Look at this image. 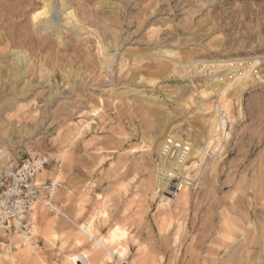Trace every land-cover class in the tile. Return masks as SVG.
<instances>
[{"label":"rangeland","instance_id":"1","mask_svg":"<svg viewBox=\"0 0 264 264\" xmlns=\"http://www.w3.org/2000/svg\"><path fill=\"white\" fill-rule=\"evenodd\" d=\"M67 1L58 41L33 24L44 0H0V166L43 156L55 175L38 178L60 185V213L33 212L35 248L0 239V264H71L95 246L78 229L90 221L95 239L125 231L124 260L103 264H264V0ZM254 59L199 187L164 210L156 142L176 127L201 148L218 99L199 92L232 71L210 67Z\"/></svg>","mask_w":264,"mask_h":264},{"label":"bare ground","instance_id":"2","mask_svg":"<svg viewBox=\"0 0 264 264\" xmlns=\"http://www.w3.org/2000/svg\"><path fill=\"white\" fill-rule=\"evenodd\" d=\"M69 10H70V5H69L67 0H44L43 8L40 11L32 14V21L34 22L33 24H34V26H36L37 30L41 33H44V34L51 33L53 35H57V38L59 41V40H61L62 36L60 35L61 31L58 29L59 24L57 22V20H58L57 17L60 15H65V18L67 20L73 19L74 17H72V14H74V12H72V13L68 12ZM74 21L76 22V19ZM66 28L68 29V27H66ZM169 52H167V53L170 54ZM165 55H166V53H165ZM23 58L18 57V56L15 57L13 64H12V68H10V69L8 68L9 69L8 77L12 78V81H14V79L19 78L21 75L23 76V73L20 70V65L23 61ZM226 62H228V61H226ZM258 63H259V59H254V60L242 63V64H237V66L235 64L223 63V64H220L217 66L210 67L211 69H213V68L215 69L216 67H217V69L228 68V70H232V71L228 75H225V79L221 78V79H218L216 82H213L211 85L207 84L205 86V89L202 90V94L199 92V94L203 98H208L211 95L210 93H212L218 99V100H216L217 105L214 106L215 115L213 114L212 117L208 119L209 130L207 131V135L205 136V140H203V142L201 141L202 142L201 148L199 147V145H195V144L189 142V144L191 146V150H190V153H189L186 161L182 165H177L173 161H167L166 162V169L167 170L172 171V169H177L180 171L182 169L188 170V169L195 168V167L197 168L199 166V164H201L204 161L205 151L208 147H210L214 142H216V144L213 147H218V149L221 148V146H222L221 142H224V140H226L228 138L229 131H230V128H229V126H230V119L229 118L230 117L226 116L228 113V107H229L230 100L240 101L241 97L243 96V93L249 87H252L255 85L256 81L252 77V75L254 74V73L252 74V69ZM191 66H193L192 68H194L193 74L196 75L198 73L197 69H195L196 63L195 62L192 63L190 65V67ZM229 68H231V69H229ZM230 74H232V75L229 76ZM213 84L215 85L214 87H212ZM226 85H227V88H225ZM209 90H211V91L209 92ZM9 92L16 94L14 83H12ZM6 101L0 105V113H1L3 107H6L9 105V103ZM241 113L242 112L240 109L239 114H241ZM179 123H177V124H179ZM174 128H176V127H173V129L168 131L165 134V136H163V138L161 140L156 142L154 148H155V152H156L157 156L160 153V149H161L162 143H163L165 138L171 137V138H175V139H180V137L173 134ZM167 181H168V179H166L164 184H167ZM148 188H150V187H148ZM155 195H156V192H155ZM151 199H152V197H151ZM154 199H155V197H154ZM158 199H159V203L162 205L163 209L168 210L171 207L172 203H175V206L180 205V204H186L188 201V190H186V189L182 190L180 193H178L176 195V197L174 199L163 198L160 196L158 197ZM56 212L60 213V211L58 209H56ZM33 215L34 214H32V216ZM78 229L80 230L81 233L90 237V239L94 240L95 246H93V248L90 251L83 250L79 254L71 255L69 259L67 257V259L70 261V262L68 261L69 263H71V264H103L106 261H108V262L111 261V259L114 256L117 257L120 261L124 260L125 252H126V248L123 245V240L125 239V231L123 229H121L118 225L111 228L108 235L105 237H102V239H95L94 238V235L92 232V229H93V222L92 221L88 222L87 224H83V225L79 226ZM262 233H263V243H264V227L262 228ZM78 236H79V238L77 237L78 239H76V244L80 245L82 235L78 234ZM17 237H18L17 241L19 243H20V241L24 240L25 246L27 245L30 248H35L34 245L30 242V240L28 238H26L24 236H17ZM127 264H130V263L127 262Z\"/></svg>","mask_w":264,"mask_h":264},{"label":"built area","instance_id":"3","mask_svg":"<svg viewBox=\"0 0 264 264\" xmlns=\"http://www.w3.org/2000/svg\"><path fill=\"white\" fill-rule=\"evenodd\" d=\"M213 146L206 149L204 161L197 168L169 171L166 169V162L173 161L182 165L191 146L181 138H165L156 159V194L174 199L184 189L196 190L200 184L203 163L211 162L220 150ZM46 164L45 157L35 156L19 163L5 158L4 164L0 166V233L3 235L24 236L35 245L30 214L37 206L49 213L56 212L54 194L60 187L59 183L38 178ZM166 179L167 184H164Z\"/></svg>","mask_w":264,"mask_h":264},{"label":"crops","instance_id":"4","mask_svg":"<svg viewBox=\"0 0 264 264\" xmlns=\"http://www.w3.org/2000/svg\"><path fill=\"white\" fill-rule=\"evenodd\" d=\"M14 162V161H13ZM20 162V161H19ZM19 162H14V163H19ZM55 175V170L54 169H52V168H48V169H44V171L41 173V174H39V175ZM54 204H55V201H54ZM56 205V204H55ZM34 212V211H33ZM33 212L30 214V216H29V220L31 221V223L33 222V220H32V214H33ZM33 224V223H32ZM10 237H12V236H10ZM9 236H5V235H3L2 233H0V239L1 240H7L8 238H10ZM0 244H3V243H0Z\"/></svg>","mask_w":264,"mask_h":264}]
</instances>
